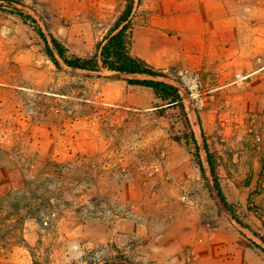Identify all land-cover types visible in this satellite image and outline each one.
Wrapping results in <instances>:
<instances>
[{
  "label": "rangeland",
  "instance_id": "374dc122",
  "mask_svg": "<svg viewBox=\"0 0 264 264\" xmlns=\"http://www.w3.org/2000/svg\"><path fill=\"white\" fill-rule=\"evenodd\" d=\"M149 1L0 0V264H226L235 235L264 251L254 235L264 236L262 30L250 56L210 83L167 72L198 139L185 110L157 111L155 92L128 82L143 77L47 54L41 33L70 59L99 55L130 3L133 53Z\"/></svg>",
  "mask_w": 264,
  "mask_h": 264
},
{
  "label": "crops",
  "instance_id": "0c3cea01",
  "mask_svg": "<svg viewBox=\"0 0 264 264\" xmlns=\"http://www.w3.org/2000/svg\"><path fill=\"white\" fill-rule=\"evenodd\" d=\"M256 3L264 9V0H152L141 4L133 29L134 51L131 53L157 70L167 73L177 69L179 74L199 72L210 83L211 77L220 78V74L228 71L231 64L250 56L257 30H262L264 35V21H256L254 13L247 12L250 5L254 10ZM134 12L133 9L130 24ZM130 76L143 77L140 80L152 79L145 75ZM161 79L158 81H173L170 76ZM215 81L218 79L212 80ZM222 88L220 85L214 86L215 90ZM183 105L198 139L196 126L192 122L196 112L193 109L191 113L184 100ZM161 108L158 106L156 110H165ZM225 249L234 259L226 264H264V252L253 249L238 235Z\"/></svg>",
  "mask_w": 264,
  "mask_h": 264
},
{
  "label": "trees",
  "instance_id": "16d2710c",
  "mask_svg": "<svg viewBox=\"0 0 264 264\" xmlns=\"http://www.w3.org/2000/svg\"><path fill=\"white\" fill-rule=\"evenodd\" d=\"M132 11L133 3H130L126 6V9L118 19L115 28L112 30L111 34L105 39V44L100 47V54L89 59H70L66 56L67 50L59 41H57L56 39H52L51 47L42 33L40 34V36L45 41L48 56L56 64V66H59V63L56 59L55 53H57L59 58L64 62V64L71 69H78L81 71L88 72H98L100 67H102L108 72L118 73L121 75L149 76L152 79H131L128 82L132 86H141L152 89L155 92L157 99L162 103V109L181 108L182 110H184L183 99L180 93V89L177 86L171 85L164 81L156 80V78L159 77L169 78V75L164 71L155 69L144 60L132 55V44L130 37V17L132 15ZM21 16H24L23 13H21ZM192 140L194 142L196 141L194 139V136H192ZM200 166L201 171L203 172V167L202 165ZM213 176L215 189L218 192L222 203L231 214L233 220H235L243 228L249 230V227L240 220L237 210L228 203L223 193V190L218 180L216 179L214 171ZM254 235L264 243V236H261L257 233H254ZM257 248L261 249V247Z\"/></svg>",
  "mask_w": 264,
  "mask_h": 264
},
{
  "label": "bare ground",
  "instance_id": "6f19581e",
  "mask_svg": "<svg viewBox=\"0 0 264 264\" xmlns=\"http://www.w3.org/2000/svg\"><path fill=\"white\" fill-rule=\"evenodd\" d=\"M123 76V75H122ZM129 76V75H128ZM125 77V76H124Z\"/></svg>",
  "mask_w": 264,
  "mask_h": 264
}]
</instances>
